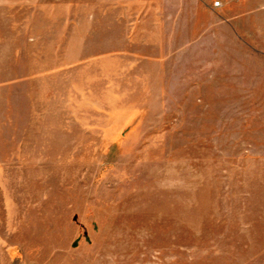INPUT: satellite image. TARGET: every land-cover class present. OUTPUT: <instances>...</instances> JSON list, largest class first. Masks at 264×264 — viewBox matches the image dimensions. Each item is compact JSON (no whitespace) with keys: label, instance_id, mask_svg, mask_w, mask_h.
Wrapping results in <instances>:
<instances>
[{"label":"rangeland","instance_id":"rangeland-1","mask_svg":"<svg viewBox=\"0 0 264 264\" xmlns=\"http://www.w3.org/2000/svg\"><path fill=\"white\" fill-rule=\"evenodd\" d=\"M0 264H264V0H0Z\"/></svg>","mask_w":264,"mask_h":264},{"label":"built area","instance_id":"built-area-1","mask_svg":"<svg viewBox=\"0 0 264 264\" xmlns=\"http://www.w3.org/2000/svg\"><path fill=\"white\" fill-rule=\"evenodd\" d=\"M215 6H216V7H219V6H220V4H216Z\"/></svg>","mask_w":264,"mask_h":264},{"label":"crops","instance_id":"crops-1","mask_svg":"<svg viewBox=\"0 0 264 264\" xmlns=\"http://www.w3.org/2000/svg\"><path fill=\"white\" fill-rule=\"evenodd\" d=\"M109 3H111V2H109Z\"/></svg>","mask_w":264,"mask_h":264}]
</instances>
